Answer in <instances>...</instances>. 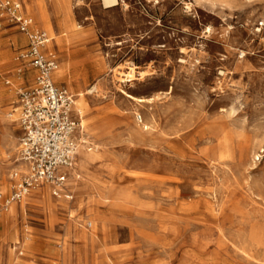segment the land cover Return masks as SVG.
<instances>
[{
  "label": "rangeland",
  "instance_id": "rangeland-1",
  "mask_svg": "<svg viewBox=\"0 0 264 264\" xmlns=\"http://www.w3.org/2000/svg\"><path fill=\"white\" fill-rule=\"evenodd\" d=\"M23 2L81 131L66 194L41 186L0 214V264H264V0ZM3 24L9 193L36 70Z\"/></svg>",
  "mask_w": 264,
  "mask_h": 264
},
{
  "label": "built area",
  "instance_id": "built-area-1",
  "mask_svg": "<svg viewBox=\"0 0 264 264\" xmlns=\"http://www.w3.org/2000/svg\"><path fill=\"white\" fill-rule=\"evenodd\" d=\"M4 22L25 36L27 45L18 57L36 74L33 85L17 93L22 166L10 175L9 193L0 192V214L21 204L41 186H50L56 197L66 194L81 131L74 115V95L54 80L59 58L50 50L53 38L36 26L21 0H0V27Z\"/></svg>",
  "mask_w": 264,
  "mask_h": 264
},
{
  "label": "bare ground",
  "instance_id": "bare-ground-1",
  "mask_svg": "<svg viewBox=\"0 0 264 264\" xmlns=\"http://www.w3.org/2000/svg\"><path fill=\"white\" fill-rule=\"evenodd\" d=\"M111 1H114V0H107V4H109V2H111ZM111 3H113V2H111ZM111 3L109 4L110 6H112L111 5ZM116 4V3H115ZM126 75H129V74H126ZM125 75V76H126ZM131 76V75H130ZM129 97H131V98H133V99H137L139 102H145L146 101V99H143V98H136V97H134V96H132V95H130V94H127ZM151 100V99H150Z\"/></svg>",
  "mask_w": 264,
  "mask_h": 264
},
{
  "label": "crops",
  "instance_id": "crops-1",
  "mask_svg": "<svg viewBox=\"0 0 264 264\" xmlns=\"http://www.w3.org/2000/svg\"><path fill=\"white\" fill-rule=\"evenodd\" d=\"M21 2L23 3V5H24V9H25V11L28 13V11H27V9H26V7H25V4H24V2H23V0H21ZM29 14V13H28ZM30 15V14H29ZM31 16V15H30ZM36 24V23H35ZM37 26V25H36ZM43 29V28H42ZM57 72V71H56ZM55 72V73H56ZM36 74V73H35ZM16 110V112L18 113V111H17V108L15 109ZM17 122H18V118H17ZM18 126H19V124H18ZM19 129H20V127H19ZM20 134H21V130H20Z\"/></svg>",
  "mask_w": 264,
  "mask_h": 264
}]
</instances>
